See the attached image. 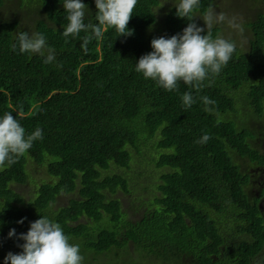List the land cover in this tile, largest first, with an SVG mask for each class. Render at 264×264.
Masks as SVG:
<instances>
[{"label": "trees", "instance_id": "trees-1", "mask_svg": "<svg viewBox=\"0 0 264 264\" xmlns=\"http://www.w3.org/2000/svg\"><path fill=\"white\" fill-rule=\"evenodd\" d=\"M6 1L13 0H0V8ZM40 1L48 22L40 21L36 31L55 49L53 63L20 53L17 34L27 31L17 21L0 22V118L12 112L26 135L37 127L43 134L18 162L0 166V264L9 252L23 251L19 235L43 216L80 245L82 264H264V218L247 195L249 173L234 157L264 166L256 134L243 119L264 115V15L249 25L248 54L235 46L201 89L178 81L168 91L135 69L153 51V38L187 27L176 7L157 34L152 27L160 0H137L128 23L133 35L109 27L85 51L83 37L90 33L65 43L64 0ZM85 3V23L97 24L95 0ZM210 4L214 0H200L193 15H204ZM220 32L212 28L213 39ZM189 91L196 103L185 109L181 97ZM203 96L216 102L213 112L204 110ZM205 134L206 143L195 142ZM142 145L159 153L157 168L165 170L154 185L152 174L132 166L144 164L136 158ZM38 170L43 175L35 179ZM141 176L156 192L133 220L119 194L145 191ZM29 183L35 186L20 191ZM63 199L68 202L59 205ZM12 229L16 237L9 238Z\"/></svg>", "mask_w": 264, "mask_h": 264}, {"label": "clouds", "instance_id": "clouds-1", "mask_svg": "<svg viewBox=\"0 0 264 264\" xmlns=\"http://www.w3.org/2000/svg\"><path fill=\"white\" fill-rule=\"evenodd\" d=\"M98 13L97 24L85 23L87 6L81 0H64L63 6L67 12V25L63 32L65 43L69 37H77L83 31L90 33L83 37L82 47L87 51V46L95 37H103L104 32L114 28L119 36H131L133 31L128 29L137 0H95ZM200 0H179L176 5L177 16L187 18L188 25L182 34L170 38L159 37L151 41L152 52L140 57L136 63V71L142 73L145 79L151 78L158 86L168 91L178 88V81H182L190 89L197 91L203 86L206 78L217 75L226 66L235 52V43L217 36L212 37L211 30L214 24L227 22L230 27L242 31L241 25L234 19L229 20L224 13H217L210 4L202 19L207 26V35H201L204 28L198 27L194 22V9L198 8ZM19 52L22 54H38L45 57L44 63L51 64L55 61V49L49 47L46 37L41 33L29 34L21 31L17 34ZM15 45L13 50H15ZM185 109L191 108L196 103L192 92H185L182 97ZM205 105L206 112H213L210 107L216 102L207 96L200 97ZM18 116H23V105H18ZM43 139L42 130L37 127L31 134L26 135V130L21 126L12 112H5L0 118V166H11L18 162L29 149L33 142ZM210 139L205 134L195 141L204 144ZM23 220L19 221L23 224ZM16 237L15 229L9 232V238ZM19 240L24 241L20 254L9 252L4 264H82L84 257L80 254V245L69 243L61 225L47 216L32 222L26 234H20Z\"/></svg>", "mask_w": 264, "mask_h": 264}, {"label": "rangeland", "instance_id": "rangeland-1", "mask_svg": "<svg viewBox=\"0 0 264 264\" xmlns=\"http://www.w3.org/2000/svg\"><path fill=\"white\" fill-rule=\"evenodd\" d=\"M83 4L86 5L85 0H81ZM179 3V0H160V4L156 10L157 13V24L152 27V31L160 34L163 30L164 22L169 11L176 7ZM42 1L40 0H13L6 1V4L0 8V22H13L17 21L19 23V27L21 29L26 30L30 35L33 33H37L36 27L40 21L48 22L47 16L43 10ZM215 11L217 13H224L229 20L234 19L235 22L242 27V31L233 27H230L227 22L214 24L213 28H219L221 30L220 36L226 40L232 41L235 43V46L240 49L243 54H248L250 52V43L252 40V31L250 29V24L259 16L264 15V0H214L213 5ZM202 14H196V24L198 27L204 28L207 30V26L202 19ZM252 115L250 117L243 116L245 121V126L248 127L249 130L253 131L256 135H260L261 144L258 143L256 145L260 149L261 146H264V115L262 117H258L257 115ZM149 146L154 145L153 142L148 144ZM149 146H141V155H138L136 151H133L137 157H141V162H143V166L140 164H132L135 172L146 171V174L150 176L152 174L153 185L154 178H159L160 175L165 171L164 169L157 168V161L160 156L159 153ZM261 150V149H260ZM262 151V150H261ZM235 161L242 166V169L245 171H250L253 167H250L251 164L247 162V160L240 159L236 156ZM115 173L123 174L121 170L115 169L113 170ZM261 173V172H260ZM255 175L257 172L254 173ZM42 171L38 170L37 173L34 174V178L38 179L42 177ZM264 175V174H263ZM143 181L137 180L141 185H144L145 178ZM29 183L28 186L19 187L20 191L24 192L29 191L30 188L34 187ZM145 191L141 190L140 192L134 191V195H124L119 194L123 207L128 211L130 218L135 220L137 217H141L143 210L145 209V202H148L149 199L153 198L151 195L152 191L156 192L155 187L144 185ZM254 195H251L253 197ZM136 198V202L134 199ZM68 201L66 199L61 200L59 205H64ZM144 205V206H143ZM138 210L136 207H140ZM138 212V215L134 214ZM137 256L135 257V260ZM127 264H132V261ZM134 260V262H135Z\"/></svg>", "mask_w": 264, "mask_h": 264}, {"label": "flooded vegetation", "instance_id": "flooded-vegetation-1", "mask_svg": "<svg viewBox=\"0 0 264 264\" xmlns=\"http://www.w3.org/2000/svg\"><path fill=\"white\" fill-rule=\"evenodd\" d=\"M260 135L261 134L256 135L253 139L255 146H257L256 143H258L259 146L261 144ZM260 149L258 148V150L264 155V146H261ZM247 172L249 173V184L246 187L247 195L252 202L258 205L261 216L264 218V166H259L257 164ZM255 172H257L256 175L254 174ZM251 195L254 196L251 197Z\"/></svg>", "mask_w": 264, "mask_h": 264}]
</instances>
